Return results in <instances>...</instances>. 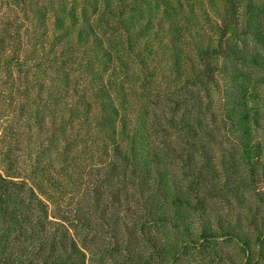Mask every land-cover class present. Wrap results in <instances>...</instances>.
<instances>
[{
  "label": "rangeland",
  "instance_id": "374dc122",
  "mask_svg": "<svg viewBox=\"0 0 264 264\" xmlns=\"http://www.w3.org/2000/svg\"><path fill=\"white\" fill-rule=\"evenodd\" d=\"M44 1L79 11L64 17L75 31V42L68 45L73 59L81 60L77 52L84 50L77 36L92 26L113 50L103 75L117 101L134 114L133 128L166 129L160 145L144 137L143 160L126 163L116 187L110 167L90 146L75 149L66 163L55 152L61 153V145L48 130L50 120L41 130L33 128L30 84L43 78L32 68L35 51L48 55L45 22L34 25L32 0H0V126L11 127L19 156L46 166L45 191L72 210L68 216L82 262L264 264V0H233L232 5L229 0ZM84 4L89 5L86 18L81 17ZM105 16L109 30L100 31L97 21ZM222 17L234 25L226 47L236 52L212 59L221 68L215 85L220 94L212 102L237 91L252 120L207 129L191 144L187 125L207 123L209 115L207 101L192 106L203 80L201 69L193 67L200 66L196 49L216 46ZM60 38L52 54L65 48ZM200 168L202 173H195ZM141 171L153 180L148 185L135 183ZM115 192L121 203L112 206ZM9 252L0 249V264L13 262Z\"/></svg>",
  "mask_w": 264,
  "mask_h": 264
},
{
  "label": "trees",
  "instance_id": "16d2710c",
  "mask_svg": "<svg viewBox=\"0 0 264 264\" xmlns=\"http://www.w3.org/2000/svg\"><path fill=\"white\" fill-rule=\"evenodd\" d=\"M32 1L30 3L35 8L31 9L30 13L35 21L34 25L41 21L45 22V28L49 33L46 37L43 36L48 45L47 58L42 54L41 57L37 56L35 51V63L32 68L35 74L43 77L36 76L30 84L33 98L32 113L35 117L33 128L41 130L40 128L50 120L48 130L52 131L53 137L59 138L61 145V153L55 152L65 158L66 163L74 159L72 152L75 149L90 146L96 150L104 159L102 163L107 164L113 172L116 187L121 177L120 173L123 172L125 175L128 169L125 164L143 160L144 137L146 136L148 140L154 137L153 140L160 145L166 129L152 127L150 130L140 131L133 128L131 121L134 114L127 112L125 104L117 101L114 87L103 75L107 63L112 59L113 50L105 46V40L97 33L96 28L92 26L90 33L77 36L76 42H82L84 49L83 52H77L82 59L78 61L70 56L71 47L68 45L75 42L76 37L73 35L75 31L65 23L64 17L79 13L75 6L69 9L64 2H61L59 7L60 2L57 1ZM71 4L76 5L75 2ZM227 4L232 5L233 0L227 1ZM88 7V4L83 5L81 17L86 18ZM105 11L110 13L107 9ZM44 12L50 17L44 18L42 15ZM108 22L107 16L97 21L99 30H109ZM219 25L216 46L196 49L195 56L197 55L200 66L197 64L193 67L201 69L203 80L197 84L193 93L192 106L196 109V105L207 101L206 111L209 115L208 118L206 115L204 118L207 123L195 120L193 125H187L191 144L201 139L200 132L207 133V129L209 132L212 128L218 131L217 127L229 123L230 126L236 127L237 122L245 123L252 120L250 110L247 108L248 103L241 105V98L242 103L244 98L237 91L227 94L224 99L216 100V104L212 102L215 100L214 94H220L218 92L220 85H215L219 82L218 72L221 71L218 65L211 63L212 59L227 57V52L231 54L236 52L233 48L226 47L229 41L227 37L234 31L232 21L229 17H222ZM59 38L62 43L65 42V48L59 55L56 50L52 54L53 45ZM58 59L63 62L59 64ZM234 89L232 87V90ZM197 115L195 111L194 118L197 119ZM218 115L220 120L217 121ZM156 116L150 115L151 118ZM57 120L61 122L60 128L56 127ZM175 120V116L172 115L170 121ZM10 130L11 127L0 126V249L10 250L6 257L13 260L5 264H85L84 260L82 262L84 253L73 234V226H70L72 218L68 215L72 210L63 200H55L51 192L45 191L49 183L42 179L46 175V166H41L39 162L32 163V157L29 155L25 158L19 156L14 146V142L17 141L12 138ZM206 154L205 151L202 152V155ZM202 170L200 168L195 173L201 174ZM136 181L148 185L149 181L153 180H149L144 171H141L135 178L137 184ZM114 194L112 206L121 203L117 192ZM131 203L128 202L129 211L132 208ZM83 220L85 219L80 218V223Z\"/></svg>",
  "mask_w": 264,
  "mask_h": 264
}]
</instances>
